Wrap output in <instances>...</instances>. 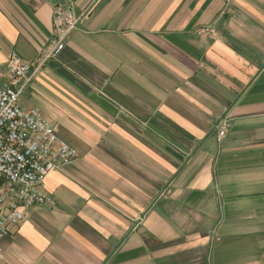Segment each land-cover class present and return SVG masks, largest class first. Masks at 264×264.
<instances>
[{"label":"crops","instance_id":"1","mask_svg":"<svg viewBox=\"0 0 264 264\" xmlns=\"http://www.w3.org/2000/svg\"><path fill=\"white\" fill-rule=\"evenodd\" d=\"M13 53L78 158L0 264H264V0H0Z\"/></svg>","mask_w":264,"mask_h":264},{"label":"built area","instance_id":"2","mask_svg":"<svg viewBox=\"0 0 264 264\" xmlns=\"http://www.w3.org/2000/svg\"><path fill=\"white\" fill-rule=\"evenodd\" d=\"M75 24L69 23L68 32ZM64 40L63 36L38 65L57 56L64 49ZM36 69L15 53L7 67L0 68V241L14 233L29 209L54 206L45 180L78 158L74 148L58 140L40 110L20 105ZM224 134L220 132V137Z\"/></svg>","mask_w":264,"mask_h":264}]
</instances>
